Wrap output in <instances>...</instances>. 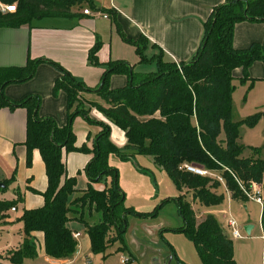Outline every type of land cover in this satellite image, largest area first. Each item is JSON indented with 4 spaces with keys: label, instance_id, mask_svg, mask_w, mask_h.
<instances>
[{
    "label": "trees",
    "instance_id": "16d2710c",
    "mask_svg": "<svg viewBox=\"0 0 264 264\" xmlns=\"http://www.w3.org/2000/svg\"><path fill=\"white\" fill-rule=\"evenodd\" d=\"M15 5L16 12H3L0 6V27H19L34 19L45 17H70L73 10L85 6L96 10L93 0H0V5ZM85 10V9H84ZM245 21L264 22V0H227L215 7L204 24L201 45L190 62L175 63L164 60L162 53L147 56L149 41L144 36L130 40L121 33L126 43L133 45L141 64H156V70L136 72L134 67L122 61L110 62L101 84L91 89L77 80L61 65L47 61L59 72L53 95L64 93L67 98L68 122L59 126L53 118L41 117V99L30 95L14 101L4 95V88L11 83L31 80L42 60L29 59L23 67L0 68V108H25L28 112L25 147L27 165H32L33 152L39 151L45 164L47 190L42 194L43 207L25 210L23 245L10 253L0 264H23L26 258L37 256L35 234L44 235V248L48 256L60 260L73 256L77 241L68 227L72 205L87 203L100 214L96 225L87 224L94 255L106 256L113 232L116 241L124 244L127 219L156 218L157 210L169 202H175L184 225L179 232L194 244L204 264H237L233 242L224 232L213 214L198 221L192 207L198 202L206 209L223 204L222 185L207 177L185 171L184 164L198 165L223 176L232 200L248 202L254 186H264V158L261 150L247 148L240 142V127L255 126L263 113H257L242 122L233 121V93L236 71H242L241 82L253 81L249 69L258 61L264 62V44L253 43L248 48L237 49L233 45L235 27ZM142 44L144 45L142 47ZM101 42L89 51V63L102 65L98 58ZM114 74L125 75L128 84L112 88L110 78ZM96 93L103 105L95 106L110 123L125 133L127 144L119 148L111 141V127L103 121H94L91 110L83 105L82 96ZM76 103V110L73 104ZM77 116L98 124L101 131L90 149L86 144L77 147L73 121ZM93 154L85 167L89 186L79 198L77 178L68 175L64 153ZM115 154L122 161H132L137 155L151 157L161 167L180 192L177 198L167 199L150 213H141L125 206V194L119 186V171L110 166L109 157ZM147 174L148 170L138 166ZM113 178L111 187L95 189L92 184ZM3 182V181H2ZM0 180V184L2 183ZM1 190V187H0ZM192 193V202L184 201V193ZM17 202L0 201V213L14 208ZM264 236V203L261 214ZM113 237V238H112ZM126 249V247H125Z\"/></svg>",
    "mask_w": 264,
    "mask_h": 264
},
{
    "label": "crops",
    "instance_id": "0c3cea01",
    "mask_svg": "<svg viewBox=\"0 0 264 264\" xmlns=\"http://www.w3.org/2000/svg\"><path fill=\"white\" fill-rule=\"evenodd\" d=\"M226 1L93 0L96 10L85 7L73 10V15L70 17H45L34 19L19 27H0V68L23 67L29 59L43 61L38 65L31 80L8 84L4 88V95L14 101L30 95L40 96V116L52 117L59 126H65L68 122L66 95L64 93L53 95V87L60 77V72L47 61L61 65L77 80L93 89H97L101 84L102 76L110 62H126L133 66L136 72L144 73L145 68H142L143 64L140 63L135 47L123 40L120 33L122 32L130 40H137L142 36L147 38L149 41L147 56L162 53L167 62L178 64L190 62L201 45L205 22L213 9ZM84 9H89L92 13L85 15ZM102 15H108L109 18L105 19ZM116 23L120 27V32ZM255 24L245 21L237 25L234 36V46L237 49H245L244 47L247 48L256 41H262L255 33ZM249 28L252 29L247 32ZM243 31L246 33H242ZM97 42L102 44L98 52L102 65L92 66L88 60L89 51ZM137 66L140 71L136 69ZM125 81L117 84L113 82L111 87H123ZM94 94L96 93L86 95ZM98 119L110 125L111 141L117 147L123 148L127 144L125 133L110 124L105 117L101 116ZM27 122L28 112L25 108L14 110L7 107L0 108V180L4 182L0 184L4 185L3 188L0 186V201L17 202L15 211L12 208L0 213V230L16 235V239L9 244L10 248H5L0 253V259H4L11 250L16 251L23 245L24 223L21 218L24 211L38 209L45 204L42 194L47 190L48 180L39 151L33 152L32 165H27L25 147ZM97 126L88 136L83 138L78 136L76 146L81 147L86 144L92 149L93 141L101 131V127L98 124ZM246 155L253 154L248 151ZM92 157L91 153H64L68 175L77 178V191L72 196V200L81 197L89 186L85 167ZM116 158L118 159L115 154L109 157L110 166L113 168L116 166ZM97 184L99 183L92 184L97 190L106 188L95 187ZM121 189L123 192L126 191L124 185ZM125 195L127 197L126 193ZM70 218L68 227L73 232V237L75 233L81 234L76 239L77 250L73 256L60 260L48 256L44 248V235L36 233L37 256L26 258L27 262L41 260V264H71L78 256L85 255V259L89 258L91 240L87 232V224L91 226L98 224L100 214L92 209L89 215L81 216L73 204ZM254 229L253 226L251 232ZM26 260L23 264H28Z\"/></svg>",
    "mask_w": 264,
    "mask_h": 264
},
{
    "label": "rangeland",
    "instance_id": "374dc122",
    "mask_svg": "<svg viewBox=\"0 0 264 264\" xmlns=\"http://www.w3.org/2000/svg\"><path fill=\"white\" fill-rule=\"evenodd\" d=\"M255 23V33L260 36L262 41L254 43L264 44V22ZM249 29L247 32L251 31L252 28ZM242 33L246 32L243 31ZM138 67L136 69L140 71ZM142 68H145L143 70L144 73H148L155 71L156 65L155 63L143 64ZM235 73L233 121L242 122L257 113L264 112V62H255L249 69V75L254 79V82H241L238 77L242 76V71L238 69ZM123 81L126 82L125 85L128 84L125 75L114 74L110 78V84L113 82L117 84ZM38 97L41 99L40 96ZM82 97L83 105L91 110L90 116L94 121H99L98 118L101 116L104 117L95 106H92L95 104L104 106L97 94L91 96L84 95ZM75 105L76 103L73 104V111L77 109ZM56 123L58 124L57 121ZM72 127L76 138L78 136L79 138H83L88 136L90 132H93L94 127L98 126L97 124L88 122L82 116H77L73 121ZM240 142L247 148L246 153L250 148H258L261 150V156L264 158V116L260 118L255 126L241 125ZM115 161L116 166L114 168H118L120 171L119 186L122 187L124 185V189L126 190L124 192L127 194V197L125 195V206H132L136 211L141 213H150L160 207L163 201L169 198H177L180 195V192L167 173L157 166L151 157L137 155L132 161L122 162L119 158H116ZM138 165L148 170V173L143 174L138 171ZM112 184L113 178L108 177L95 187H111ZM260 189L264 194L263 185ZM220 192L224 194L225 200L217 208L206 209L196 201L192 203L198 221H203L207 214H213L219 220L224 232L233 242L234 258L237 264H264V236L260 228L262 205L254 201L245 203L234 201L224 188ZM183 196L185 197L184 201L192 202L191 192H186ZM74 206L81 216L89 215L90 210H92L84 202L74 203ZM157 214L156 218H148L149 220L129 216L127 219V232L124 234L125 246L116 241L115 233L113 232L114 238L112 237L113 239L108 244L105 257L94 255L91 251L88 259L84 258L85 255L83 257L78 256L72 260L71 264H122L121 260L124 258L131 259V264H204L194 244L184 233L179 232L184 223L178 214L176 203L169 202L162 205L157 210ZM226 217L234 218L239 222L240 233L243 236L242 239L236 240L232 237V230L226 224ZM247 225L255 227L250 235L245 230ZM15 239L16 235L0 230V253L5 248H10L9 244H12V241ZM12 252L14 251L11 250L9 253ZM89 260H91L90 263H88ZM27 263L41 264V260L36 262L28 260Z\"/></svg>",
    "mask_w": 264,
    "mask_h": 264
},
{
    "label": "built area",
    "instance_id": "2783aa9c",
    "mask_svg": "<svg viewBox=\"0 0 264 264\" xmlns=\"http://www.w3.org/2000/svg\"><path fill=\"white\" fill-rule=\"evenodd\" d=\"M0 6H1V9L3 12H8V13H15L16 12V6L15 5L10 6V5L1 4ZM83 12L85 15H90L92 13L89 9H85ZM102 17L105 19L109 18L108 15H102ZM182 168L185 171L192 173L194 175L201 176V177H207V178H210L214 181L219 182L222 185V187L224 188V190L230 195L229 190L226 186L225 179L218 172L209 170L207 168H203V167L198 166V165L189 164V163L184 164ZM248 197H249L250 201H254V202L263 206L264 194H263L262 190L260 189V187L254 186L253 191L250 194H248ZM12 210L15 211V208H13ZM226 224L232 230V237L234 239L239 240V239L243 238V236L240 233L239 222L236 219L227 218ZM80 235H81L80 233H75L74 238L78 239L80 237ZM121 263L122 264H131V259L124 258L121 260Z\"/></svg>",
    "mask_w": 264,
    "mask_h": 264
},
{
    "label": "water",
    "instance_id": "95a60500",
    "mask_svg": "<svg viewBox=\"0 0 264 264\" xmlns=\"http://www.w3.org/2000/svg\"><path fill=\"white\" fill-rule=\"evenodd\" d=\"M101 87H102V85L100 86V88H99L98 90H100ZM0 186H1L2 188L4 187V185H0ZM252 229H253V226H250V225H247V226L245 227V230H246V232H247L248 235H250Z\"/></svg>",
    "mask_w": 264,
    "mask_h": 264
}]
</instances>
